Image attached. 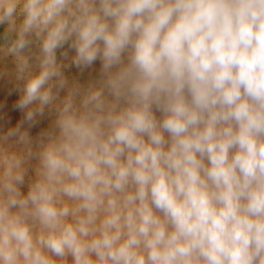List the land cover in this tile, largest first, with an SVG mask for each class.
I'll list each match as a JSON object with an SVG mask.
<instances>
[{
	"label": "clouds",
	"instance_id": "obj_1",
	"mask_svg": "<svg viewBox=\"0 0 264 264\" xmlns=\"http://www.w3.org/2000/svg\"><path fill=\"white\" fill-rule=\"evenodd\" d=\"M0 27V264H264V0H0Z\"/></svg>",
	"mask_w": 264,
	"mask_h": 264
},
{
	"label": "rangeland",
	"instance_id": "obj_2",
	"mask_svg": "<svg viewBox=\"0 0 264 264\" xmlns=\"http://www.w3.org/2000/svg\"><path fill=\"white\" fill-rule=\"evenodd\" d=\"M0 31H2V27H0ZM96 68L99 67V63L95 65ZM73 72L76 70L73 69ZM15 100V96L8 97L7 96V88L4 84V82L0 81V102H5L6 106L0 110V115H6L7 117L11 118V122L14 124L16 122V119L19 118L22 114L21 113H14L12 111V102ZM37 129H33V132L35 133Z\"/></svg>",
	"mask_w": 264,
	"mask_h": 264
}]
</instances>
